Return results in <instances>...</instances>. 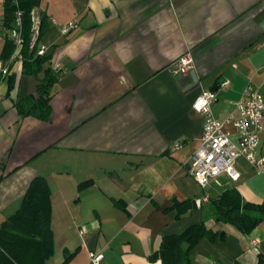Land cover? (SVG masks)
Segmentation results:
<instances>
[{
  "label": "crops",
  "instance_id": "1",
  "mask_svg": "<svg viewBox=\"0 0 264 264\" xmlns=\"http://www.w3.org/2000/svg\"><path fill=\"white\" fill-rule=\"evenodd\" d=\"M32 41L48 56L37 73L22 58L0 72V223L41 175L53 240L45 264L67 254L66 264H90V251L102 252L99 264H161L154 253L164 238L178 264H258L264 216L243 231L216 201L264 202V170L238 158L235 177L221 173L203 188L189 164L202 133L191 106L201 89L216 85V118L233 111L248 83L264 97V0H40ZM12 44L0 0V60ZM187 49L194 68L172 73ZM47 67L55 74L48 117L22 113ZM199 223L206 232L190 245L181 235Z\"/></svg>",
  "mask_w": 264,
  "mask_h": 264
},
{
  "label": "trees",
  "instance_id": "2",
  "mask_svg": "<svg viewBox=\"0 0 264 264\" xmlns=\"http://www.w3.org/2000/svg\"><path fill=\"white\" fill-rule=\"evenodd\" d=\"M39 2L40 0H4V21L8 28L13 25L16 10L21 11L22 67L23 70L33 73L41 69L48 57L45 53L38 54V46L32 41V9ZM11 67L10 64L9 70ZM54 75L48 67L44 68L43 78L36 87L35 98L28 97L25 103L18 105L22 113H30L42 119L48 117L49 87L55 78ZM216 202L218 205H226L221 199ZM228 204L231 207L225 212L224 218L243 231L255 226L264 216V202ZM205 232L202 223L193 224L181 237L191 245ZM165 239L154 256L161 254V264H178L177 261H173L175 244H171V238ZM52 251L49 188L45 177L38 175L30 181L15 212L0 223V264H45ZM70 256L67 254L61 264H66ZM258 264H264V254L259 256Z\"/></svg>",
  "mask_w": 264,
  "mask_h": 264
},
{
  "label": "built area",
  "instance_id": "3",
  "mask_svg": "<svg viewBox=\"0 0 264 264\" xmlns=\"http://www.w3.org/2000/svg\"><path fill=\"white\" fill-rule=\"evenodd\" d=\"M77 25L76 19L69 20L60 26L61 32H67ZM22 18L19 9L15 12L13 25L8 28L14 50L7 60H0V72L6 74L13 58L21 59L23 43ZM46 46L40 45L37 53H45ZM60 64L55 63L57 68ZM194 68V56L187 49L175 59L170 67L172 73H186ZM215 97L212 89L203 88L192 101V108L203 116L200 141L193 152L189 172L195 181L205 188L210 181L221 173L232 177L237 175L235 163L238 158L245 159L257 172L264 170V157L257 156L259 132L263 127L264 97L251 83L246 84L241 96L235 101L232 112L223 118H216L211 109ZM231 124L233 131L226 129ZM179 146L176 144L175 147ZM209 197L205 191L195 199L196 204ZM102 259L101 251H90V264H99ZM153 264V263H151Z\"/></svg>",
  "mask_w": 264,
  "mask_h": 264
},
{
  "label": "water",
  "instance_id": "4",
  "mask_svg": "<svg viewBox=\"0 0 264 264\" xmlns=\"http://www.w3.org/2000/svg\"><path fill=\"white\" fill-rule=\"evenodd\" d=\"M223 80H224V78L221 76V77L218 79V82H222ZM210 89H212V90L216 89V85H212V86L210 87ZM219 207L222 208L224 211H227V210H228V207H227L226 205H224V204L219 205Z\"/></svg>",
  "mask_w": 264,
  "mask_h": 264
}]
</instances>
